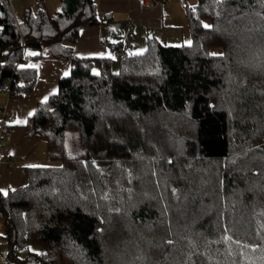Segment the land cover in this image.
Listing matches in <instances>:
<instances>
[{"label":"trees","instance_id":"obj_1","mask_svg":"<svg viewBox=\"0 0 264 264\" xmlns=\"http://www.w3.org/2000/svg\"><path fill=\"white\" fill-rule=\"evenodd\" d=\"M181 2L191 44L149 39L113 72L112 58L73 54L79 31L103 24L96 0L23 23L0 0L12 97L34 88L30 47L71 69L25 126L50 166L0 193L6 244L43 248L18 264H264V0Z\"/></svg>","mask_w":264,"mask_h":264},{"label":"crops","instance_id":"obj_2","mask_svg":"<svg viewBox=\"0 0 264 264\" xmlns=\"http://www.w3.org/2000/svg\"><path fill=\"white\" fill-rule=\"evenodd\" d=\"M15 19V12L12 0H8ZM181 8L182 2L180 0ZM193 3H191L192 5ZM98 17L102 26H88L79 31L78 38L73 45V54L80 59H120L119 50L112 52L109 46L103 43L107 37L114 33L123 32L138 38L141 35V46L146 50L148 37H156L153 34L159 33L160 38H155L159 43L167 38L165 29L168 23L175 17L168 11V0H153V4L140 8L136 0H96ZM56 5L55 7H57ZM183 9V8H182ZM17 22V20L15 19ZM19 23V22H17ZM115 28V30L113 29ZM107 29H113L112 32ZM107 32V33H106ZM118 35V34H117ZM161 43V44H162ZM129 48L135 46L128 44ZM27 53L32 57L39 52ZM46 55L45 51H42ZM22 68L36 72V82L31 92L19 98L8 97L0 93V193L6 194L23 187L26 182V169L49 165L47 147L45 142L36 134H26V123L33 115L39 102L48 97L56 95L58 83L70 74V63L48 58L33 59L28 65ZM93 72H98V65L93 63ZM10 133L9 139H4L3 134ZM14 163L9 165V163ZM46 167V166H44Z\"/></svg>","mask_w":264,"mask_h":264},{"label":"rangeland","instance_id":"obj_3","mask_svg":"<svg viewBox=\"0 0 264 264\" xmlns=\"http://www.w3.org/2000/svg\"><path fill=\"white\" fill-rule=\"evenodd\" d=\"M12 6L14 9L15 14V19L17 22H24V19L27 14L33 15L35 18H40V19H45V18H53L58 12H60L61 9V4L60 0H12ZM166 1V0H165ZM58 5L57 7H55ZM168 11L170 14H172L175 19L168 23L167 28L165 29V35L167 38L165 40L160 41L163 45L169 46V47H181V46H189L192 42L190 32L188 29V23L187 19L185 16V13L183 9L181 8L180 0H168ZM34 19V18H33ZM36 20V19H34ZM204 27L207 25L209 28L210 27V22L205 21L203 23ZM115 30V28L113 27ZM113 29H107L112 32ZM121 34L119 33H114V35L111 34V37L107 34V37L105 39V43H103L105 46H109L110 50L112 52L116 51L114 49L115 45L120 46V58L124 55L130 56V55H140L145 52V49L141 46V35L137 39L136 37H133L130 34H125L122 31ZM46 33V32H45ZM107 33V32H106ZM118 34V35H117ZM154 39L155 38H160L159 33L153 34ZM50 36L42 37L37 39L35 42H40V43H45L47 41H50ZM150 34L147 35L148 39L150 38ZM153 38V37H152ZM156 40V39H155ZM159 40V39H158ZM135 45L131 48H129L127 45ZM112 45V46H111ZM107 46V47H108ZM29 52H35L38 51V47H30V49H27ZM43 50H46L45 48ZM117 57V56H116ZM115 57V63L113 64V72H116L118 70V63ZM44 166H50L46 164ZM3 229H2V224L0 222V264H18L21 261H24L27 259L29 254L34 253V254H41L42 253V246L40 245H33L29 246L27 249L23 250H18L13 252L11 248L6 244L5 240L3 239Z\"/></svg>","mask_w":264,"mask_h":264},{"label":"built area","instance_id":"obj_4","mask_svg":"<svg viewBox=\"0 0 264 264\" xmlns=\"http://www.w3.org/2000/svg\"><path fill=\"white\" fill-rule=\"evenodd\" d=\"M136 1H137V4L140 8L148 7V6L153 4V0H136ZM21 58L23 59V61L26 64L31 63V58L29 56H27L26 53H24V51L21 52ZM13 81H14L13 76H11V77L7 78L5 82L1 83L0 84V93H4L8 97H12V83H13ZM20 83H21V81H20ZM2 136L4 139H9L10 133L5 132ZM1 146H2V143H0V147ZM13 164L14 163H12V162L9 163V165H13Z\"/></svg>","mask_w":264,"mask_h":264},{"label":"snow or ice","instance_id":"obj_5","mask_svg":"<svg viewBox=\"0 0 264 264\" xmlns=\"http://www.w3.org/2000/svg\"><path fill=\"white\" fill-rule=\"evenodd\" d=\"M205 27H208L207 25Z\"/></svg>","mask_w":264,"mask_h":264},{"label":"water","instance_id":"obj_6","mask_svg":"<svg viewBox=\"0 0 264 264\" xmlns=\"http://www.w3.org/2000/svg\"><path fill=\"white\" fill-rule=\"evenodd\" d=\"M150 39H151V37H150Z\"/></svg>","mask_w":264,"mask_h":264}]
</instances>
